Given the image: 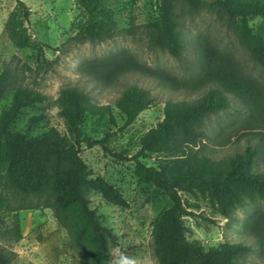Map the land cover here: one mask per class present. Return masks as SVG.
<instances>
[{
  "label": "rangeland",
  "instance_id": "374dc122",
  "mask_svg": "<svg viewBox=\"0 0 264 264\" xmlns=\"http://www.w3.org/2000/svg\"><path fill=\"white\" fill-rule=\"evenodd\" d=\"M23 1L31 11L24 27L31 40L42 46L43 55L37 47L18 48L2 35L17 0H0V75L8 72L13 85L32 88L43 99L20 114L14 129L29 135L50 127L67 132L58 103L60 90L65 86H76L93 102L110 105L117 125L110 126L104 120L91 117L85 123L86 135L99 142L91 147L84 144L81 149V157L96 184L89 195L90 208L96 211L106 230L111 264L122 253L131 257L134 264H160L153 230L157 220L172 209L173 202L164 189L146 181L141 170L142 164L158 166L160 160L175 154L137 158L140 138L163 120L166 102L191 101L206 93L207 87L195 85L201 44L211 45L233 57L240 69L263 88L264 68L239 42L227 17L215 6L191 7L189 0H176L179 33L185 46L183 55L177 58L150 41L149 30L158 16L161 0H100L107 11L106 24L111 34L103 40L94 38L86 29L87 16L77 0ZM261 21L256 17L252 23ZM124 51L146 71H131L113 81L104 80L102 74L109 67L103 62ZM169 77L175 78L178 85L174 86ZM131 85L145 88L155 103L134 122L124 125L116 104ZM229 96L231 107L207 117L202 127L204 138L200 152L218 161L243 152L247 138H251L253 145L257 143L253 132L259 128L248 126L250 107L242 98ZM31 118H35V123ZM254 170L264 171L263 156ZM181 194L188 211L181 220L189 241L206 249L224 242H241L251 251L234 259V264H264V239L251 226L257 217L264 220L262 198L246 199L230 217H225L209 196L197 190ZM6 202L16 203L0 185V249L11 258V264H82L79 249L52 208L19 211L22 238L16 240L12 230L14 213H4ZM261 227L264 229V223Z\"/></svg>",
  "mask_w": 264,
  "mask_h": 264
},
{
  "label": "trees",
  "instance_id": "16d2710c",
  "mask_svg": "<svg viewBox=\"0 0 264 264\" xmlns=\"http://www.w3.org/2000/svg\"><path fill=\"white\" fill-rule=\"evenodd\" d=\"M85 10L86 29L98 40L110 36L106 24V9L100 0H77ZM191 7L200 4L215 6L228 20L239 42L251 57L264 68V0H189ZM176 0H161L159 13L149 37L153 46L167 50L180 58L184 42L179 33ZM30 8L23 0L17 3L5 22L2 35L18 48H38L27 34L24 23L29 21ZM256 17L261 22L252 23ZM196 87H207L206 93L191 101H168L164 118L148 130L139 142L136 157L151 158L163 153H174L172 158L160 160L158 166L142 164L141 175L164 189L173 202L171 210L157 220L153 230L155 253L160 264H234L251 251L241 242H224L208 249L185 236L181 216L188 211L181 192L199 191L209 196L219 212L230 217L246 199L264 200V171L254 170L258 159L264 157V88L245 74L228 54L208 44L199 46ZM109 69L104 80L113 81L131 71L144 73L141 66L127 52L106 59ZM104 65V66H105ZM175 86V78H167ZM212 85L214 87H212ZM229 94L242 98L250 107L248 126L258 127L253 132L256 144L223 160H215L201 153L203 123L207 117L231 107ZM43 99L38 91L23 85H13L8 72L0 75V185L12 195L13 205L6 202L4 213L13 214V232L16 240L22 238L19 211L49 207L59 223L72 236L79 249L82 264H111L108 236L94 209L89 195L96 188L88 167L81 157L84 144L99 143L85 133L89 117L117 125L118 120L110 105L93 102L88 94L76 86L61 88L58 103L67 124V132L57 128L29 135L14 129L20 114ZM155 103L154 97L143 87L129 86L116 104L124 125L135 121L138 115ZM35 123V118H31ZM110 125V126H111ZM2 200L1 205L4 204ZM0 213V221L1 219ZM263 218L257 217L252 229L264 239ZM0 264H11V258L0 249Z\"/></svg>",
  "mask_w": 264,
  "mask_h": 264
},
{
  "label": "clouds",
  "instance_id": "9594fccd",
  "mask_svg": "<svg viewBox=\"0 0 264 264\" xmlns=\"http://www.w3.org/2000/svg\"><path fill=\"white\" fill-rule=\"evenodd\" d=\"M114 264H134V261L122 253L119 257H114Z\"/></svg>",
  "mask_w": 264,
  "mask_h": 264
},
{
  "label": "water",
  "instance_id": "95a60500",
  "mask_svg": "<svg viewBox=\"0 0 264 264\" xmlns=\"http://www.w3.org/2000/svg\"><path fill=\"white\" fill-rule=\"evenodd\" d=\"M211 2V0H209Z\"/></svg>",
  "mask_w": 264,
  "mask_h": 264
}]
</instances>
